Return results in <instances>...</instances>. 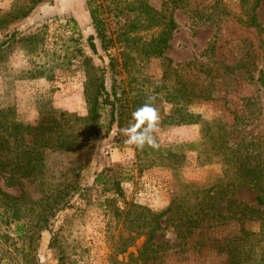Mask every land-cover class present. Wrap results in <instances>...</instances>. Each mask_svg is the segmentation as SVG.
Returning a JSON list of instances; mask_svg holds the SVG:
<instances>
[{
    "label": "rangeland",
    "instance_id": "rangeland-1",
    "mask_svg": "<svg viewBox=\"0 0 264 264\" xmlns=\"http://www.w3.org/2000/svg\"><path fill=\"white\" fill-rule=\"evenodd\" d=\"M142 2L158 12L154 20L149 21L139 0L94 1L103 4L107 36L113 40L123 23L130 24V46L122 58L121 44L105 52L95 37L96 52L89 47L87 36L95 30L87 0H0V20L5 19L0 39L15 35L0 58V108L23 123L35 124L47 115L67 120L85 144L74 150L32 148L23 129L10 136L22 167L0 169V189L10 196L23 192L40 203L66 192L71 206L57 212L30 246L18 236L17 225L35 224L39 206L32 212L22 206L20 220L0 206V264H26L25 259L35 264H225L228 253L216 251L213 240L221 243L239 234L237 219L214 217L189 231L179 224L195 189L214 183L227 190L221 215L230 213L233 199L253 211L244 220L250 239L259 238L264 229V222L253 218L262 209L257 191L228 184L232 165L264 163V90L256 79L264 67V0L255 9L256 26L246 24L244 15L253 0H186L176 9L166 8L170 0ZM161 15H172L176 29L156 56L150 51L164 26ZM109 54L116 57L113 69ZM84 57L103 69L107 91L114 87L126 99L122 128L134 123L132 112L148 96H157V141L162 148L182 152L181 162L144 165L134 145L117 131V118L111 124L109 105L98 115L102 128L97 134L90 120L79 119L88 114L85 90L91 96L95 90L94 73L86 77ZM184 88L186 98L178 93ZM189 113L194 122H177L189 119ZM107 167L119 181L118 194L102 192L94 182ZM72 186L80 190L73 193ZM169 206L172 210L158 219L161 226L154 230L152 245L142 252L146 235L139 231H148L150 212Z\"/></svg>",
    "mask_w": 264,
    "mask_h": 264
},
{
    "label": "trees",
    "instance_id": "trees-1",
    "mask_svg": "<svg viewBox=\"0 0 264 264\" xmlns=\"http://www.w3.org/2000/svg\"><path fill=\"white\" fill-rule=\"evenodd\" d=\"M94 1L95 0H87L89 16L95 30V35L91 34L87 36L89 47L93 52H96V46L93 41L95 37L100 40L101 47L105 52H108L112 45L118 43L119 45H122V51L120 54L123 58L126 56V50L130 46V24L123 23L120 27H123V31L118 33L113 40L111 37L107 36L108 25L102 16L103 4L98 3L95 5ZM139 1V7H143V12L149 17V21L154 20L158 12L147 3L142 2V0ZM240 1L242 4H246L247 2V0ZM259 2L260 0H253L251 5L244 8L246 24L251 26L257 25L255 9L257 8ZM170 4V7L166 8H181L185 6L186 0H170ZM27 13L28 10L23 11L22 16H25ZM160 17L162 18L161 22L164 26L158 33L157 38L151 44L152 49L150 52L152 53L149 52L150 54L156 56H161L165 47H168V41L171 38L173 31L176 29V23L172 15H161ZM2 23H5V19L0 20V31H3V28L1 27ZM7 34L8 33H4L3 36H6ZM14 39L15 35L12 34H9L5 40L0 39V58L3 56L4 51L10 46ZM109 58V65L113 69L116 65V57L109 54ZM83 63L86 65L85 72L87 78H91L94 73L93 81L95 82V90L92 96L88 94L87 90H85V100L88 114L85 117H79V119L85 122L90 120L89 125L93 128L94 134H97L102 128V123L99 121L98 115L104 110L106 105H109L110 122L112 124L113 120L117 118L116 128L117 131L120 132L123 127L124 115L127 113L125 108L126 99L123 101V98L118 96L114 87L110 93L107 91L103 80V69L90 63L89 57H84ZM256 79L260 87L264 90V67L259 69ZM122 92L125 91L123 90ZM186 92L187 90H185V88L183 91H178V93H180L179 96H185L184 94ZM191 116L192 115L189 113V119L182 117L177 122H194ZM109 127L110 126H108V128ZM20 129H23L26 132L28 137L27 145L32 148L33 146H44L74 150L85 145L81 143L82 137H78L74 131V125L69 124L67 120L47 115L42 116L35 124L23 123L15 117L9 116L6 109L0 108V169L2 171L12 170L13 172L15 169L19 170L22 167V163L17 160L18 150H15L11 146L12 139L15 137L16 132ZM10 136H12L11 140L9 139ZM14 144L17 146L16 143ZM134 149L136 151L137 159L141 160L144 165L164 164L171 166L181 162L184 158V154L182 152H175L172 149H166L160 146L156 149L148 146L140 149L134 146ZM248 158L249 157H246V161H249ZM144 160H146L145 163ZM249 162L245 165H243V161L238 165H232L234 176L229 178L230 183L228 182V184H231L233 187L235 186V188L248 186L257 191L256 199L258 204L262 205V209L257 210V212H255L256 215L253 218L264 222V216L259 215L264 212V185L262 183L264 178V163L258 162V164H251V162ZM112 170L113 169L110 167L101 170L95 176L94 182L96 185H101L102 192H113L118 194L120 193L119 181L113 178L111 172ZM231 178L233 179L231 180ZM213 187H216V189L212 191ZM71 188L74 189L73 193H77L80 190L79 187L76 186H72ZM226 191L227 190H224L219 183L211 184L209 187H197L195 189L196 195L194 196V201L190 205L185 218L182 219L179 224L184 226L183 230L189 231L191 228L206 226L203 224L207 223L210 218L223 216L224 218H235L239 224L240 233L229 236L228 238L224 237L221 240V243L218 238L216 240L214 239L213 245L216 246V251L228 253V258L225 264H264V229L261 228V231L259 230V238L250 239L252 234L244 228V220L246 218V214H250L253 211L247 205L233 199L228 203V210L230 213L226 214V216L221 215L218 209L224 200ZM22 193L19 196H10L0 189V206L8 212L9 216L14 220H20L23 217V214H20L21 209H24L22 206H28V210H30V212L36 210L37 207L35 206H39L37 219L35 224L31 226L32 228L30 226H26L24 223L17 225L18 236L23 238V241L26 239L24 243L30 246L29 241H31L34 237L38 239L40 238L41 231L49 228L51 224L50 220L56 216L57 212L70 207L71 205L70 199H67L65 194L66 192L64 195L58 196L55 200L45 197L42 203L37 200H31V198H27ZM68 193L69 190L67 189V194ZM177 206L178 204H175L174 208ZM170 210H172V206H169L160 212H150V210H148L152 216V220L151 222L145 221V226L147 225L149 229L148 231H139L146 235V241L142 252L147 251L152 245L150 244V241L155 236L154 230L161 226L158 221L159 217H162L166 213L170 212ZM150 223H152V225H150ZM33 227H35V229ZM179 230L183 232L182 229ZM53 242L54 239L52 238L49 244L52 245ZM28 245L23 248L25 252H27ZM24 256L26 258L27 253H24ZM25 261L26 264H35L31 263L30 259H25Z\"/></svg>",
    "mask_w": 264,
    "mask_h": 264
},
{
    "label": "clouds",
    "instance_id": "clouds-1",
    "mask_svg": "<svg viewBox=\"0 0 264 264\" xmlns=\"http://www.w3.org/2000/svg\"><path fill=\"white\" fill-rule=\"evenodd\" d=\"M156 95H150L146 101L132 112V120L125 128L121 129L127 139L126 143L143 149L145 146L159 148L156 132L160 124V113L155 106Z\"/></svg>",
    "mask_w": 264,
    "mask_h": 264
}]
</instances>
